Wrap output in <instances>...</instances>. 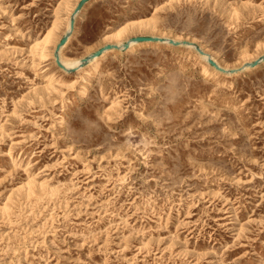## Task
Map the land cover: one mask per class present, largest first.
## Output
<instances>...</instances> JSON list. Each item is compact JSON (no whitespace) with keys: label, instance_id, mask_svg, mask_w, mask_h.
Here are the masks:
<instances>
[{"label":"rangeland","instance_id":"374dc122","mask_svg":"<svg viewBox=\"0 0 264 264\" xmlns=\"http://www.w3.org/2000/svg\"><path fill=\"white\" fill-rule=\"evenodd\" d=\"M80 1L0 0V264H264V0H91L61 69Z\"/></svg>","mask_w":264,"mask_h":264},{"label":"water","instance_id":"95a60500","mask_svg":"<svg viewBox=\"0 0 264 264\" xmlns=\"http://www.w3.org/2000/svg\"><path fill=\"white\" fill-rule=\"evenodd\" d=\"M91 0H81L77 7L75 8L74 12H73V15L70 19V31L69 33H67L61 40L60 42L57 44V47L55 49V61L57 63V65L61 68V69H64L63 65L61 64L60 60H59V52L61 51V49L63 48V46H65V44L67 43L68 41V38L70 37L71 33L73 32L74 28H75V17L76 15L83 9V7ZM132 41L134 42H145V41H154V42H162L163 40L162 39H159V38H155V37H134L132 38ZM171 44L174 43V41L170 40L169 41ZM189 45H193L196 49L197 52H199L201 55H205L203 50L200 49L197 45L195 44H191L189 43ZM130 46V42L127 41L125 44H124V49H128ZM118 46L116 45H106L104 47H102L101 49L97 50L96 52L92 53L90 56L86 57L85 59H83L82 61V65L81 66H84L86 65V63L89 62V60L95 58V57H98L102 54V52L104 50H111V49H117ZM208 58V63L216 68L218 71L220 72H223L225 73V71L223 69H221L211 58L207 57ZM259 62L258 60L254 61V63L252 64L253 66H258L259 65ZM71 71V70H69Z\"/></svg>","mask_w":264,"mask_h":264},{"label":"bare ground","instance_id":"6f19581e","mask_svg":"<svg viewBox=\"0 0 264 264\" xmlns=\"http://www.w3.org/2000/svg\"><path fill=\"white\" fill-rule=\"evenodd\" d=\"M62 14V13H61ZM139 26L140 25H143V24H138ZM144 26V25H143ZM142 26V27H143ZM141 27V26H140ZM138 28V27H137ZM68 31H67V33L70 31V23L68 24ZM126 32V29H122V30H119V31H117V32H115L112 36V38H120L124 33ZM48 37H49V33H48V35H47ZM48 37L46 38V40H48ZM155 38H158V37H155ZM160 39V38H159ZM162 39V38H161ZM164 39H166V38H163L162 40L164 41ZM169 39V38H168ZM45 40V41H46ZM69 41H70V37L68 38V41H67V43L65 44V46L69 43ZM160 42V43H168L167 42V39H166V41H164V42ZM170 41V40H169ZM173 41V40H172ZM178 41V40H177ZM180 41V40H179ZM145 42H147V43H150V42H154V41H145ZM142 43H144V42H134V41H132V39H130V46H129V48L127 49V51H130L131 49H132V47L133 46H135V45H139V44H142ZM159 43V42H158ZM170 43V42H169ZM176 42L174 41V43L173 44H175ZM121 44V43H120ZM171 44V43H170ZM183 44L182 43H180V45H177L178 47H180V46H182ZM65 46H63V48L65 47ZM62 48V49H63ZM62 49H61V51H62ZM61 51L59 52V60H60V62L66 67V68H72V67H78L80 64H81V60H65L63 57H62V55H61ZM112 51H114V50H104L103 52H102V54L100 55V56H98V57H95V58H93V59H91V60H89V62H88V66L89 67H91L92 68V70L93 71H99V67H100V60L103 58V57H105L108 53H110V52H112ZM206 54V53H205ZM207 55H205V56H203V58H205L207 61H208V58L206 57ZM202 57V56H201ZM43 58V57H42ZM258 61H260V62H264V56H261V57H259L258 58ZM248 63V62H247ZM87 64V63H86ZM218 64V63H217ZM247 67V66H246ZM254 66L252 65V63H249V65H248V68L249 69H251V68H253ZM216 69V68H215ZM225 70H227L226 68H225ZM236 72V71H235ZM229 73H231V72H229ZM81 93H82V95H86L87 94V88L86 87H83L82 89H81Z\"/></svg>","mask_w":264,"mask_h":264}]
</instances>
